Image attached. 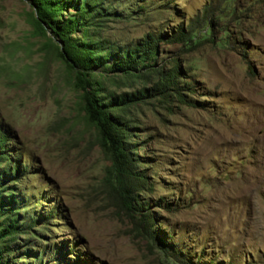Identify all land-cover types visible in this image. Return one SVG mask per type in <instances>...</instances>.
I'll list each match as a JSON object with an SVG mask.
<instances>
[{
	"label": "rangeland",
	"instance_id": "1",
	"mask_svg": "<svg viewBox=\"0 0 264 264\" xmlns=\"http://www.w3.org/2000/svg\"><path fill=\"white\" fill-rule=\"evenodd\" d=\"M62 1L69 5L59 24L80 2ZM99 7L71 40L96 47L94 58L112 54L108 65L146 36L165 35L152 68L135 71L137 78L102 65L90 77L104 103L148 91L143 102L111 111L144 177L135 193L140 212H125L114 197L112 163L85 119L58 41L35 31L29 0H0V132L20 168V180L6 186L26 206L25 216L18 213L25 229L35 220L2 263L264 264V0H102ZM191 25V43L167 41ZM173 68L174 83L163 85ZM146 212L151 227L139 216Z\"/></svg>",
	"mask_w": 264,
	"mask_h": 264
},
{
	"label": "trees",
	"instance_id": "2",
	"mask_svg": "<svg viewBox=\"0 0 264 264\" xmlns=\"http://www.w3.org/2000/svg\"><path fill=\"white\" fill-rule=\"evenodd\" d=\"M29 1L36 16L33 22L35 31L41 35L50 34L58 41V57L69 70L74 72L75 86L82 92V109L85 119L97 131L99 145L112 163L111 184L109 186L116 201L125 212L137 215L140 211L136 203L135 193L139 192L143 186L144 177L134 172V163L124 144V126L118 122L117 118L111 116V111L124 110L143 102L147 98L148 91L123 94L104 103L102 100H97L92 89H90V77L95 69L102 65L107 68L108 73H120L137 78L138 76L134 74L135 71L152 68L151 64L156 57V46L158 42L164 41L165 35H159L156 38L151 35L146 36L138 45L122 53L116 57L111 65H108V60L112 54L107 53L102 58H94L92 56L97 51L96 47L91 49L85 45L78 46L71 40V35L75 32L78 24L84 21L86 17L103 12V9L99 7L102 0H80L78 6L77 2L74 4L70 2L78 12L73 19H68L61 24L57 22L56 18L69 4L62 7V0ZM194 37L195 28L191 25L188 31L179 29L167 41L169 43L178 41L187 45L194 40ZM155 73L157 74V71ZM177 75V69H171L163 85H172ZM8 141L7 137L0 132V166L7 164L6 167L0 168V264H3V255L11 252L8 245L14 242V237L24 234L28 231V227L30 229L33 227L35 222V220L33 222L34 216L29 217L32 225H28L25 229V222L21 220L18 213L22 209L24 210L22 215L25 216L26 206L22 204L19 196L12 193L13 191L9 189L10 186H6L9 185L8 183L15 184L20 180V168L17 164L10 163L6 153ZM139 216L146 227L152 226L153 221L149 213L146 212ZM153 239L157 240L156 238ZM161 246L163 245L161 244ZM162 249L167 251L165 247ZM44 252L45 250L42 253ZM73 256L76 257L74 254Z\"/></svg>",
	"mask_w": 264,
	"mask_h": 264
}]
</instances>
